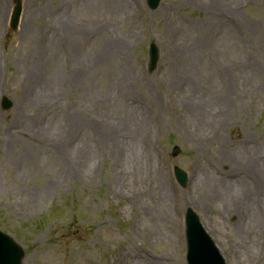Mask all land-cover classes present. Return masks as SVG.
<instances>
[{"label": "rangeland", "instance_id": "374dc122", "mask_svg": "<svg viewBox=\"0 0 264 264\" xmlns=\"http://www.w3.org/2000/svg\"><path fill=\"white\" fill-rule=\"evenodd\" d=\"M0 1V229L23 264H186L188 207L226 264H264V0H22L15 30Z\"/></svg>", "mask_w": 264, "mask_h": 264}, {"label": "bare ground", "instance_id": "6f19581e", "mask_svg": "<svg viewBox=\"0 0 264 264\" xmlns=\"http://www.w3.org/2000/svg\"><path fill=\"white\" fill-rule=\"evenodd\" d=\"M0 5H1V1H0ZM20 26L22 28H26L28 26V23L25 21L22 24L20 23ZM73 79H75V81H74V83H75L77 81V75L76 74L72 77V80ZM78 123L79 124H83L84 123L85 125L86 124H90V125L97 126L95 123L90 122L87 119H85V120L83 119V121H78ZM98 129L100 131H102L101 128H98ZM225 159L226 158L224 157V159H221V161H225ZM247 160H248L249 167H251V168L255 164H261V167L262 168L264 167V160H260L259 158H255L253 156V154L251 153V151L248 152V154H247ZM56 164L57 165H60L58 167V169L59 168H62V166H63V164L60 162V160H59L58 157L56 158ZM231 166L233 167V163H231ZM197 170H198V173H199L200 170H199V167L198 166H197ZM67 171H69V170L67 169ZM58 173H59V170L57 171V174ZM212 176L213 175L207 173L205 175L204 180H206V182H205L206 183V186H210L209 188H207L208 189L207 190V194H209V196L211 197L212 201L214 200L213 202L217 201V202L223 204L224 201H226L228 199H230L231 201H234L235 199H239V200L242 201L243 206H248V208H250V205L252 203L251 201H253L252 200L253 193L250 190V188L246 189V191H245L246 195H245V197L242 198V197H239V190H240V188H236V185L233 183L232 180H229L228 181V187L226 188V187L222 186V184H225V183H223L225 180H220L219 177H215V176L212 177ZM197 177H198L197 172L195 173L193 171L192 176H191L192 180H190V183H191V185L194 186V188L196 190H198L196 186H199V183H200V180H201V177L198 178V179H197ZM159 185H160V188H161V193H162V195L166 199V197H168V193H167V191L165 189V185H164V183H163V181H162L161 178L159 179ZM258 190H259V192L261 191V185H260V183H258ZM165 199L163 200V202H165ZM224 206L227 207L228 204H225ZM261 242H263V241H261Z\"/></svg>", "mask_w": 264, "mask_h": 264}, {"label": "water", "instance_id": "95a60500", "mask_svg": "<svg viewBox=\"0 0 264 264\" xmlns=\"http://www.w3.org/2000/svg\"><path fill=\"white\" fill-rule=\"evenodd\" d=\"M149 4L152 5L153 2L151 0H148ZM19 14V4L16 6V9L14 11V15H13V24H15L17 16ZM152 57H151V61L155 60V54H154V50L152 49L151 51ZM153 64V63H152ZM178 174L180 175V172L178 171ZM181 181H184V177H181ZM192 216V215H191ZM194 223V221H191L188 223V228H189V232L192 230V224ZM197 225V224H196ZM188 232V237H189V241L191 244V239L193 236L192 231L189 233ZM200 244H204L206 245V247L208 249H211V244L210 242L203 236L202 241L199 242ZM194 250V245L191 248L192 252ZM23 253L22 250L20 249L19 246L15 245L12 240L10 238H8L7 236H5L4 234L0 233V264H20V260L22 257ZM191 264H196V262H194L191 259Z\"/></svg>", "mask_w": 264, "mask_h": 264}]
</instances>
